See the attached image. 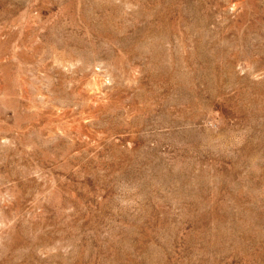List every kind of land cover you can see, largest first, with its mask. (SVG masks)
Instances as JSON below:
<instances>
[{"label": "rangeland", "instance_id": "obj_1", "mask_svg": "<svg viewBox=\"0 0 264 264\" xmlns=\"http://www.w3.org/2000/svg\"><path fill=\"white\" fill-rule=\"evenodd\" d=\"M0 264H264V0H0Z\"/></svg>", "mask_w": 264, "mask_h": 264}]
</instances>
